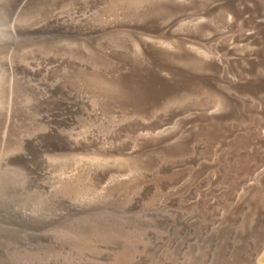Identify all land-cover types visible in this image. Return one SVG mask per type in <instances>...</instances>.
<instances>
[{
	"label": "rangeland",
	"instance_id": "rangeland-1",
	"mask_svg": "<svg viewBox=\"0 0 264 264\" xmlns=\"http://www.w3.org/2000/svg\"><path fill=\"white\" fill-rule=\"evenodd\" d=\"M10 1L0 0V64L24 63L33 54L45 56L52 62L49 82L55 86L50 101L54 103L58 96H67L78 102L65 120L50 123L43 146L36 147L32 155L28 154L30 163L25 160L9 163L5 156L24 153L21 139L44 129V125L38 123L36 126L25 119L13 118L5 139L0 128V264H113L121 249L117 237L100 236L87 249L69 248L74 243L90 240L88 227L98 223L127 224L141 238L146 252L140 250L137 259L126 264H234L233 256L237 250L225 249L222 239L228 232L252 241L244 251L248 264H264V221L258 224L254 233L248 226L252 217L258 218L250 208L254 200L264 205V177L256 176L247 182L253 187L252 191L245 190L241 194L242 199L251 203L237 210L232 211L233 202L219 194L224 188L221 181L225 154L231 144L229 138L224 139L222 145H212L205 153L176 155L166 160L152 152L154 146L145 148L142 144V138H155L159 131L167 128L170 135L160 144L175 146L197 130L204 115L211 112L225 115L232 107L248 114V119L230 121L231 133H244L252 129L255 121L264 123V116L257 113L264 108V91L251 94L223 83L222 92L228 96L229 102L218 95L199 92L182 93L148 114L108 108L103 105L100 95L122 93V86L116 81L121 73L126 72L122 59L139 62L141 41L157 51L173 54L179 46L176 39L158 31L126 30L125 26L141 24L142 19L121 9L119 3L123 0H98L94 7L89 6L90 0H64L53 4L52 11L60 14L66 25H75L85 31L95 27L94 36L52 33L44 40H32L23 28L40 21L43 3L37 0L30 9L15 15L10 10ZM51 1L46 0L49 4ZM126 1L130 6L157 1L172 6L186 5L183 12L160 15L158 21L174 20L176 32L191 31L200 37L220 29L223 20L229 17L226 12L206 15L203 4L207 0ZM76 14L82 21L76 22L73 17ZM199 22L206 28L197 30ZM110 25L117 27L109 28ZM84 38L86 41L90 39L89 43ZM187 45L184 48L192 49L191 53L195 52L193 54L199 59L208 58V54L209 57L211 54L218 56L210 44L193 42ZM172 54L169 59L173 65L198 69L195 61L173 59ZM57 59L61 62L56 63ZM4 70H0V94L4 95L0 96V106L19 105L21 111L26 112L31 99L24 92L21 78L17 79L20 74L11 78ZM261 72L264 73V69ZM225 75L237 83L249 77L242 71L226 72ZM16 81L20 87L15 86ZM22 88L24 91L20 92ZM185 119H190V123L182 124ZM62 140L64 146L59 145ZM131 151L150 152L158 158L161 166L147 169L128 158ZM261 152L264 156V147ZM200 165L207 168L194 175ZM166 166L179 175L162 187L153 186L154 179L164 177L163 167ZM261 166L264 170V157ZM67 181L76 184L68 187ZM130 186L132 190L127 194ZM203 190L209 191V197L219 196L218 203L215 200L213 204L214 213L208 216L202 214L200 207H192ZM236 239L235 246L241 244Z\"/></svg>",
	"mask_w": 264,
	"mask_h": 264
},
{
	"label": "bare ground",
	"instance_id": "bare-ground-1",
	"mask_svg": "<svg viewBox=\"0 0 264 264\" xmlns=\"http://www.w3.org/2000/svg\"><path fill=\"white\" fill-rule=\"evenodd\" d=\"M36 1L37 0H11L10 10L15 15L20 14L25 10L27 11L28 8L32 6L33 2ZM62 1L64 0H53L49 4L48 2H46V0L44 1L41 0V2L43 3L42 4L43 7L41 8L42 10L40 12L41 15L39 17L40 21H36L35 23H32L23 28L25 33L32 40H36V39L39 40L42 38L44 40V38L46 37L48 38L47 36L48 34H52V33L58 34L59 36L60 34L63 33H64L63 35H65L66 33L67 35L68 34L79 35L80 37L81 35L82 36L87 35L89 37L94 36L93 33L94 32L96 33L95 27H92L89 30L85 31L76 27L75 25H66L65 23H63L64 21L63 17L60 14H56L55 12L52 11V5L53 4L57 5V3H60ZM72 1H76V0H72ZM97 1L98 0H90L89 6L94 7L93 5H95ZM167 3L157 1V2H151L149 4H140L138 6H134L133 4L134 6L133 7L128 5L126 0L121 1L119 3L121 9L128 11L132 14H135L137 17L142 19L141 24L125 26L126 30L130 32L137 30H140L142 32L158 31L167 36H173L174 39H176V41L178 42L179 46H177L178 49L175 53L173 54L170 53L172 54L171 57H173V59L174 57H177L191 62L195 61L198 65L197 67L198 69H186V68H181L179 66H175L173 65L174 62L171 63L172 61H170L169 59L170 54L168 55L164 52L157 51L152 47H150L149 45H147L146 42L141 41L140 50H139L140 51L139 62L134 63L132 60L122 59V64L126 68V72L121 74L119 73L120 74L118 76L119 78L116 80L117 83L120 86H122V90H123L122 93L119 95L106 94V92L105 94H101L100 96L102 98V103L104 106L108 108L116 107L119 109H126L128 111H134L141 114H148L151 113L153 110L164 105L166 101L174 99L180 96L182 93L207 92L218 95L222 97V99H225L226 101L228 100L229 102L228 96L222 92L221 85L223 83L227 84L229 87H233L236 90L237 89L243 90L251 94H258L264 91V73L261 72V69H264V0H207L203 4L204 13L206 15L216 16L220 13L226 12L229 15V17L226 20H223L222 25H220L221 26L220 29L215 30L212 34L206 37H200L195 33H192L191 31L182 30L183 32H176L174 30V22H173L174 20L168 22H159L158 19L160 15L170 14V13H175V14L181 13L185 10L186 7V5L180 7V6H172ZM192 5H195V3H193ZM73 17L76 19V22L82 21L81 16H79L78 14L74 15ZM113 27L116 28L117 26L116 25L109 26V28H113ZM205 28L206 26L204 25V23L199 22L197 24V30H203ZM79 38L78 40H80ZM89 40L87 39L86 41L85 39L84 41L88 42ZM193 42L210 44L211 50L218 53V56L215 57L212 56L211 54L210 55L211 57H209L208 54V58H204V59L197 58L193 54L195 52L191 53L192 49L191 51H189L187 48H184L185 44L186 45L189 44L190 46V43ZM60 62L61 60L57 59L56 63H60ZM51 63L52 62L47 57L37 56L33 54L27 60H25L24 63L6 62L0 64V70H4V69H5L4 71L7 70L8 71L7 73L11 76V78L12 76L17 75L16 73L20 74L21 77L17 75L19 77L17 79L21 78L22 81L21 83L24 86V90H26L24 91L22 88L20 89V92L24 91L28 93L31 99L26 112L24 111L22 112L21 109L18 107L19 105L18 106L15 105L12 107L0 106V128L2 129V134L4 136L3 139H5L7 136L6 134L8 133L7 131L9 130L10 124L13 123L12 122L13 118L25 119L27 121H30L32 125H36V126L38 123L40 125L43 124L45 127L44 129L41 130L35 129L36 130L35 132H33L28 136L23 137L21 139V145L24 153L19 154V152H17L7 157L5 156L6 160L9 161V163L11 162L20 163V161L23 160H25L26 163L28 162L30 163V161H27L29 160V158H27L28 154L32 155V152L36 147L43 146L47 132L48 130H50L49 128L51 127L50 123L54 122V120L56 121L65 120L66 115L75 110L76 103L78 101L72 99L71 97L58 96L54 103L50 101V96L55 90V86L49 82L50 80L49 77L51 76L50 75ZM237 71H242L244 73H247L249 77H247V79H244L243 82L237 83V82H232L225 75L226 72L234 73ZM7 73L5 72L4 74L7 75ZM13 84H15V82ZM18 84L15 86L20 87L21 84L20 83ZM18 91L16 90V92ZM0 96H4V95L0 94ZM230 104L232 103L230 102ZM257 113L258 114L260 113L261 116H264V108L261 112H257ZM239 119L247 120L248 114L241 113L233 107L225 115H218L215 112L207 113L200 119V124L197 130L195 132L190 133L188 136H186V138L182 139V141H180L175 146L165 147L163 145L161 146L160 144L162 140L168 138V136L170 135V130L168 131L166 127H165L166 129L160 128L162 129V131H159L158 133L155 131L157 133L155 135V138L152 139L142 138V144L144 145L145 148H150L154 146L152 152L155 153L156 156L157 155L158 157L162 156V158L166 160L167 158L169 157L173 158V156L175 157L176 155L177 156L194 155L197 152L205 153L208 151V149H210L212 145H216V144L222 145L224 144L222 143L223 140L229 138V140H231L230 141L231 144H230V149L225 154L224 166H223L224 175L222 176V181H221L224 183V188H222L219 194H221L222 197H225L227 201L233 202V204L230 207L232 208V211H234L237 210L240 206H243L247 203L245 201L246 199L245 200L242 199V197L244 196H242L241 194L242 192L244 193L245 190L252 191L253 187L249 185L247 182L252 178L255 179L254 177L256 176H259L260 178L264 177V170L261 166L264 157L261 152V149L264 147V126H263L264 123L261 124L260 120L259 121L257 120L254 122L252 129H248L247 131H244V133H240L239 135L232 134L231 129L228 125L230 121L239 120ZM190 121H191L190 119H185L182 121V124H188L190 123ZM59 145L64 146L63 140L60 142ZM14 150L15 149H13V151ZM128 155H129L128 158L136 160V162H138L140 165H142L147 169L158 168V166L160 165L158 158H156V156H154L150 152L144 154V152L131 151L129 152ZM163 168H164L163 172L165 173L164 177L154 179L151 182L153 186L162 187L165 184H168L172 180L176 179L177 176L179 175V172L177 173L173 171L169 166ZM206 168H207L206 166L200 165L197 171H194L193 174L194 175L200 174ZM149 174L152 173L149 172ZM71 181H67L66 185H68V187L74 186L76 184V182H71ZM131 190L132 187L131 186L128 187L127 194H129ZM210 195L211 194L209 193L208 190L205 191L203 190L199 194L197 201L194 202V204L192 205V207H200L201 210L203 211L202 214H204V216H208V214H210L211 212L214 213L212 209L215 205L213 206V204L215 200L216 202L218 201L217 198L219 196L209 197ZM254 202L255 203L253 204V206H250V208L252 209L255 215H258V218L252 217L251 221L248 223L249 229L252 233L257 232L256 229L258 224L262 220L264 221V205H262L257 199H255ZM250 203L251 201H249L247 204L250 205ZM248 218L249 217H247V219ZM120 222L126 224L122 221ZM115 225H110L107 223H101V224L98 223L94 226L92 225L93 227H88L87 230L90 235V240L88 238V241L86 240V241H80L74 243L70 245L69 248L75 250L83 249V248L86 249L91 248L93 246L92 245L93 242L96 241L98 237L105 236L110 238L117 237L120 242L121 249L116 254L113 264H126L130 260L132 261L135 260V258L138 257L137 255L140 250L146 252L144 248L145 246L142 245L143 243L141 241V238L133 232L132 229L134 228L130 229V227L126 226L127 224L122 225L119 223L118 227ZM235 235L236 234H232L231 232H228L226 235H223L224 237H222V239H224L226 244L225 249H230L231 251L233 249L237 250V252L235 253L236 255L233 256L234 264H245V263L248 264L244 259L246 257V255H244V251L246 250V248L248 249L252 245V241L248 239L244 240V238L241 235H237L238 237H236ZM234 236L238 239L234 238ZM234 239L240 241L241 244L238 243L239 245L235 246L234 243H236V241ZM229 244H231L230 247H228ZM158 247L159 246H157V248ZM230 255H228V257ZM259 259H261V257H259Z\"/></svg>",
	"mask_w": 264,
	"mask_h": 264
}]
</instances>
